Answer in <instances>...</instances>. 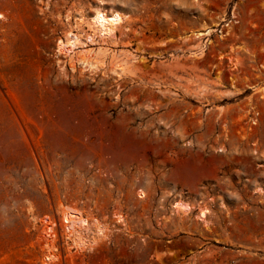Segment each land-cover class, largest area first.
<instances>
[{
	"label": "rangeland",
	"instance_id": "obj_1",
	"mask_svg": "<svg viewBox=\"0 0 264 264\" xmlns=\"http://www.w3.org/2000/svg\"><path fill=\"white\" fill-rule=\"evenodd\" d=\"M99 1L0 0V264H264V0ZM98 3L116 37L57 52ZM88 49L102 69L70 58ZM201 192L211 240L181 229ZM63 206L105 235L71 245Z\"/></svg>",
	"mask_w": 264,
	"mask_h": 264
},
{
	"label": "bare ground",
	"instance_id": "obj_2",
	"mask_svg": "<svg viewBox=\"0 0 264 264\" xmlns=\"http://www.w3.org/2000/svg\"><path fill=\"white\" fill-rule=\"evenodd\" d=\"M101 1L102 0H100L99 2H101ZM195 2L197 5L198 4L197 0H192L191 3L195 4ZM198 5L200 7V4H198ZM101 6H102V4L98 3L97 6H95V8L93 9L92 13L90 14L88 20L85 22L86 26L88 27L87 28L88 31H84L83 34H78V33H74L71 31H66L64 33L63 37L56 41L57 52L65 54V53H67L68 50H73L79 44H82V45L100 44L101 42L104 43L109 38L112 39L113 37H116V31L118 29H120V27L122 26V23H124L125 14H122L121 12H119L117 10H110V11L104 12V10L101 9ZM200 9L202 10V8H200ZM209 29H210L209 27H206V28H203V30H197L194 32L193 37H194L195 41H197V44H196L197 49H196V51H190L191 55H200L203 53L204 46L201 44L200 41L203 37H205L206 35L209 34V32H210ZM222 37H223V35H222ZM98 49H100V47ZM103 51L104 50H101V52H103ZM77 53L78 52H74L73 55L70 56V58L72 59V57H74L75 62L80 65L82 70H87L89 72H93V71H96L97 69L103 68V66L101 64L102 59H100V57L98 58L100 51H96L95 55H93L92 54L93 50L88 49L84 56H80ZM101 57H103V56H101ZM233 60L234 59H232V61ZM111 63H112V65L110 67V71L112 73L116 74L117 76L124 75V74H127L129 72L128 67L121 66V65L117 66V65H115L116 63L115 62L113 63L112 61H111ZM262 66H263V64L260 67H262ZM70 68L73 69V66H71ZM262 68H264V66ZM217 115L219 116L220 113ZM253 116L250 117V121H252L251 124L254 123V120H255L254 118H256ZM255 122H256V120H255ZM222 127H221V129H223ZM227 128H228V126H227ZM224 129H226V128H224ZM132 132H135V131L132 130ZM137 132L139 134L144 133V131L140 130V129ZM227 132H228V130L226 131V133ZM112 137L114 138V134ZM72 140H73V142L77 141V140L74 141L73 137H72ZM116 140H117V138H116ZM251 145H254V144L252 143ZM256 148L257 147L250 148V151L255 150ZM217 150L222 151L223 149H222V147L218 146ZM136 173H137L136 174L137 179L143 180L142 173L140 171H136ZM95 178L99 181L105 180L102 177H100V175L95 176ZM159 180H160V183H166L167 182V179L165 177H162ZM191 188L196 189L194 187H191ZM190 191L193 193L196 192V190L193 191L192 189H190ZM181 194L182 193L179 192L177 195L180 197V196H182ZM144 195H145L144 192L141 189H139L138 190V197H142ZM170 195H172V192ZM199 195H200L199 198L201 199V201H199L197 204L199 207V210L197 212V217L204 223V227L203 226L199 227L196 225L195 226L188 225L186 227L181 226V229H184V228L190 229L191 228L192 232H196L197 234L203 236L205 239L211 240V236L214 235L216 228L212 227L210 221H208V214L210 213V210L207 208V206H205L206 203L204 202L203 193L201 192V193H199ZM162 200L163 199H160L159 201H162ZM172 206L177 211H180L183 214H185V215H183L184 218H186L189 215V213L192 211V208H193V204L186 203L180 199L177 200L176 202H173ZM114 215L116 217L117 222L123 221V218L121 215H119V214H114ZM60 219H61V223H62V227H63L64 232L66 233L67 236L70 234L71 245L75 246L77 249L84 246L87 242L92 244L96 241L97 237L105 235L104 227L102 226V224H100L99 222H96V223L93 222V225H94L93 228H94L95 234H94V236L90 237V239L86 240V238L82 235V232L89 230L90 222L86 217L82 216L77 209H75L71 206H63V208L61 210ZM95 221H97V220H95ZM185 222L186 221H181V225H183ZM219 228L222 231H224L226 229V228H222V227H219ZM53 232H54V230H53L52 226L50 224L47 225L45 228V235H46L45 236V244L48 247L50 245V243H49L50 241L47 238L48 237L51 238ZM224 240L231 241V239L227 236L224 237ZM239 256H244V255L243 254L239 255L237 253L236 257H239ZM51 258L54 259V258H56V256L54 254H50L49 256H45V260H49Z\"/></svg>",
	"mask_w": 264,
	"mask_h": 264
}]
</instances>
